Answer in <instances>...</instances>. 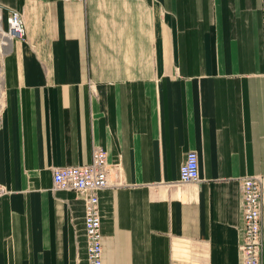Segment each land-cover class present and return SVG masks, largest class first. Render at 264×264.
Returning a JSON list of instances; mask_svg holds the SVG:
<instances>
[{
    "label": "crops",
    "instance_id": "crops-1",
    "mask_svg": "<svg viewBox=\"0 0 264 264\" xmlns=\"http://www.w3.org/2000/svg\"><path fill=\"white\" fill-rule=\"evenodd\" d=\"M0 7V29L12 11L26 27L0 68V264H89L85 202L53 174L98 147L117 184L99 192L102 264H243L244 178L264 222V0Z\"/></svg>",
    "mask_w": 264,
    "mask_h": 264
},
{
    "label": "built area",
    "instance_id": "built-area-1",
    "mask_svg": "<svg viewBox=\"0 0 264 264\" xmlns=\"http://www.w3.org/2000/svg\"><path fill=\"white\" fill-rule=\"evenodd\" d=\"M84 3L86 0H75ZM1 11V7H0ZM6 47L14 40L26 37V27L22 15L12 11L9 28L6 31ZM111 168L107 152L95 148L89 165L62 167L54 170L55 190L78 194L85 202V224L87 233V256L89 264H102L103 245L99 192L114 185L110 181ZM200 180L199 155L195 151L187 154L180 167V181L184 184ZM242 245L243 264H263L264 222H263V181L257 177L242 179ZM1 191V189H0Z\"/></svg>",
    "mask_w": 264,
    "mask_h": 264
},
{
    "label": "bare ground",
    "instance_id": "bare-ground-1",
    "mask_svg": "<svg viewBox=\"0 0 264 264\" xmlns=\"http://www.w3.org/2000/svg\"><path fill=\"white\" fill-rule=\"evenodd\" d=\"M6 31L5 30H3V29H0V48L3 50V49H5V50H8V48H10V47H6V46H4V42L6 41V38H5V36H6ZM7 48V49H6ZM5 50H3L4 51V53L5 52H7V51H5ZM2 78V73L0 72V79Z\"/></svg>",
    "mask_w": 264,
    "mask_h": 264
},
{
    "label": "rangeland",
    "instance_id": "rangeland-1",
    "mask_svg": "<svg viewBox=\"0 0 264 264\" xmlns=\"http://www.w3.org/2000/svg\"><path fill=\"white\" fill-rule=\"evenodd\" d=\"M7 42L5 41L4 42V46H6L7 44H6ZM2 54H4V51L2 50V49H0V68H1V64H2V59H3V57H4V55H2ZM2 85H1V83H0V91H1V87ZM2 93L0 94V110H1V107H2V104H3V97H2Z\"/></svg>",
    "mask_w": 264,
    "mask_h": 264
}]
</instances>
